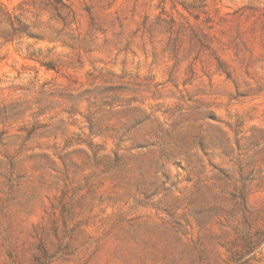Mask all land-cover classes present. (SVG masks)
Returning a JSON list of instances; mask_svg holds the SVG:
<instances>
[{
	"label": "rangeland",
	"instance_id": "1",
	"mask_svg": "<svg viewBox=\"0 0 264 264\" xmlns=\"http://www.w3.org/2000/svg\"><path fill=\"white\" fill-rule=\"evenodd\" d=\"M0 264H264V0H0Z\"/></svg>",
	"mask_w": 264,
	"mask_h": 264
}]
</instances>
